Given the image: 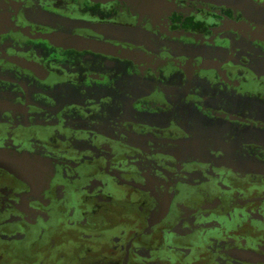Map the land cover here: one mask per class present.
I'll list each match as a JSON object with an SVG mask.
<instances>
[{"label": "flooded vegetation", "instance_id": "obj_1", "mask_svg": "<svg viewBox=\"0 0 264 264\" xmlns=\"http://www.w3.org/2000/svg\"><path fill=\"white\" fill-rule=\"evenodd\" d=\"M0 264H264V0H0Z\"/></svg>", "mask_w": 264, "mask_h": 264}, {"label": "water", "instance_id": "obj_2", "mask_svg": "<svg viewBox=\"0 0 264 264\" xmlns=\"http://www.w3.org/2000/svg\"><path fill=\"white\" fill-rule=\"evenodd\" d=\"M16 157L17 156H13V154L0 155V166L15 172L16 167L13 163L18 160Z\"/></svg>", "mask_w": 264, "mask_h": 264}, {"label": "rangeland", "instance_id": "obj_3", "mask_svg": "<svg viewBox=\"0 0 264 264\" xmlns=\"http://www.w3.org/2000/svg\"><path fill=\"white\" fill-rule=\"evenodd\" d=\"M120 264H125V263H120Z\"/></svg>", "mask_w": 264, "mask_h": 264}]
</instances>
